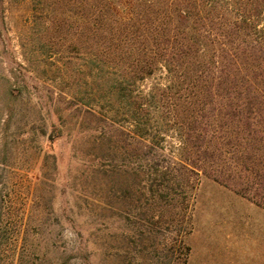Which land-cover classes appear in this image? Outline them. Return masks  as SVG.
Listing matches in <instances>:
<instances>
[{
	"label": "rangeland",
	"instance_id": "374dc122",
	"mask_svg": "<svg viewBox=\"0 0 264 264\" xmlns=\"http://www.w3.org/2000/svg\"><path fill=\"white\" fill-rule=\"evenodd\" d=\"M55 1L0 0V264H187L195 218H264L179 159L173 123L134 134ZM111 1L127 19L148 0Z\"/></svg>",
	"mask_w": 264,
	"mask_h": 264
},
{
	"label": "trees",
	"instance_id": "16d2710c",
	"mask_svg": "<svg viewBox=\"0 0 264 264\" xmlns=\"http://www.w3.org/2000/svg\"><path fill=\"white\" fill-rule=\"evenodd\" d=\"M63 2L85 41L72 53L129 104L134 134L173 123L185 165L264 209V0H148L127 19L111 0Z\"/></svg>",
	"mask_w": 264,
	"mask_h": 264
},
{
	"label": "crops",
	"instance_id": "0c3cea01",
	"mask_svg": "<svg viewBox=\"0 0 264 264\" xmlns=\"http://www.w3.org/2000/svg\"><path fill=\"white\" fill-rule=\"evenodd\" d=\"M189 245L188 264H264V218H195Z\"/></svg>",
	"mask_w": 264,
	"mask_h": 264
}]
</instances>
